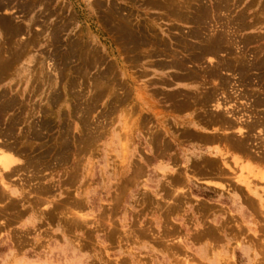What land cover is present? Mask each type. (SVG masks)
<instances>
[{
  "label": "rangeland",
  "instance_id": "rangeland-1",
  "mask_svg": "<svg viewBox=\"0 0 264 264\" xmlns=\"http://www.w3.org/2000/svg\"><path fill=\"white\" fill-rule=\"evenodd\" d=\"M263 60L264 0H0V151L18 168L0 176V264H264V207L238 181L264 203ZM217 126L220 156L202 142ZM199 171L243 213L188 193Z\"/></svg>",
  "mask_w": 264,
  "mask_h": 264
},
{
  "label": "bare ground",
  "instance_id": "bare-ground-1",
  "mask_svg": "<svg viewBox=\"0 0 264 264\" xmlns=\"http://www.w3.org/2000/svg\"><path fill=\"white\" fill-rule=\"evenodd\" d=\"M150 1V0H149ZM159 1V0H158ZM161 2V1H160ZM167 3V2H166ZM149 4H150V2H149ZM154 4H155V2H154ZM157 4V3H156ZM168 5V4H167ZM174 5H177V3L175 4L174 3ZM7 6V5H6ZM153 6V5H152ZM157 6H158V4H157ZM164 5H162L161 6V8L163 7ZM173 6V5H172ZM4 7V6H3ZM178 8V7H177ZM176 7H175V9H177ZM172 9V8H171ZM200 9V8H199ZM170 11V10H169ZM181 11V10H180ZM171 12V11H170ZM200 12V11H199ZM172 13V12H171ZM200 14V13H199ZM204 13H202V15H203ZM178 15V14H177ZM196 15H198V14H196ZM202 15H200V16H202ZM207 15V14H206ZM105 16H106V14H105ZM181 16V15H180ZM191 16V15H190ZM199 16V15H198ZM204 16V15H203ZM202 16V17H203ZM108 17V16H107ZM110 18V17H109ZM185 18H187V17H185ZM206 18V17H205ZM111 19V18H110ZM197 19V18H196ZM107 20V19H106ZM187 20V19H186ZM199 20V19H198ZM204 20L205 19H202V21L204 22ZM8 21H9V19H8ZM115 21V20H114ZM181 21V20H180ZM183 21H185V19L183 20ZM188 21V20H187ZM10 22V21H9ZM107 22V21H106ZM109 22V21H108ZM107 22V23H108ZM111 22V21H110ZM206 22V21H205ZM204 22V23H205ZM106 23V24H107ZM114 23V22H113ZM124 23V22H123ZM201 23V22H200ZM207 23V22H206ZM110 24V23H109ZM117 24V23H116ZM115 24V25H116ZM129 24V23H128ZM10 25V24H9ZM12 26H14V24H11ZM114 25V24H113ZM117 26V25H116ZM15 27V26H14ZM21 27V26H20ZM115 27V26H114ZM122 27V26H121ZM125 28V27H124ZM117 29V28H116ZM125 29H128L127 27L125 28ZM14 30V29H13ZM120 31V30H119ZM9 32V31H8ZM14 32H15V30H14ZM14 32H12V33H14ZM23 33H24V31H22ZM136 32V31H135ZM18 33V32H17ZM130 33H131V30H130ZM16 34V33H15ZM14 34V35H15ZM128 34V33H127ZM135 34V33H134ZM139 34V33H138ZM9 35H11V34H9ZM12 36V35H11ZM118 36H120V35H118ZM130 36V35H129ZM137 36V35H136ZM143 36H144V34H143ZM225 36V35H224ZM14 37V36H13ZM121 37L122 36H120V40H121ZM123 37H125V36H123ZM140 37V36H139ZM145 37V36H144ZM141 38V37H140ZM139 38V39H140ZM127 39V38H126ZM144 39V38H143ZM148 39V38H147ZM32 40V39H31ZM127 40H129V39H127ZM149 40V39H148ZM156 40V39H155ZM183 40V39H182ZM209 40V39H208ZM220 40V39H219ZM143 41V40H142ZM151 41V40H150ZM166 41V40H165ZM210 41V40H209ZM221 41V40H220ZM78 42H80V41H78ZM121 42V41H120ZM128 42V41H127ZM131 42V41H130ZM132 42H134V40L132 41ZM145 42V41H144ZM154 42V41H153ZM160 42V41H159ZM180 42V41H179ZM184 42V41H183ZM224 42V41H223ZM155 43V42H154ZM221 43V42H220ZM228 43H229V41H228ZM76 44H77V42H76ZM79 44V43H78ZM136 44V43H135ZM138 44H139V42H138ZM145 44V43H144ZM151 44V43H150ZM153 44V43H152ZM160 44V43H159ZM164 44V43H163ZM166 44V43H165ZM182 44V43H181ZM203 44H205V43H203ZM207 44V43H206ZM208 44H209V42H208ZM213 44V43H212ZM222 44V43H221ZM124 45V44H123ZM137 45V44H136ZM148 45V44H147ZM161 45V44H160ZM218 45V44H217ZM227 45H229V44H227ZM24 46V45H23ZM79 46V45H78ZM77 46V47H78ZM127 46H128V44H127ZM141 46H143V45H141ZM152 47H153V45H151ZM220 46V45H219ZM222 46V45H221ZM132 47H133V45H132ZM199 47V46H198ZM216 47H218V46H216ZM85 48H87L86 46H85ZM94 48V47H93ZM125 48V47H124ZM129 48V47H128ZM134 48V47H133ZM154 48H156V46H155V44H154ZM209 48V47H208ZM78 49V48H77ZM201 49V48H200ZM82 50V49H81ZM93 50V49H92ZM92 50H90V54H91V51ZM137 50V49H136ZM128 51V50H127ZM130 51V50H129ZM200 51V50H199ZM206 51V50H205ZM211 51V50H210ZM213 51V50H212ZM131 52V51H130ZM139 52V51H138ZM197 52V51H196ZM216 52H218L217 50H216ZM22 53V52H21ZM81 53H84V52H81ZM86 53V52H85ZM131 53H133V52H131ZM211 53H213V52H211ZM215 53V52H214ZM89 54V53H88ZM96 54V53H95ZM94 53H93V55H95ZM97 54H98V52H97ZM70 55V54H69ZM92 55V54H91ZM160 55V54H159ZM209 55V54H208ZM24 56V55H23ZM151 57H152V55H150ZM173 56V55H172ZM71 57V56H70ZM69 57V58H70ZM86 57H87V55H86ZM95 57H97L96 55H95ZM145 57V56H144ZM167 57V56H166ZM15 58V57H14ZM99 58V57H98ZM179 58V57H178ZM184 58V57H183ZM182 58V59H183ZM198 58V57H197ZM66 59V58H65ZM68 59V58H67ZM100 59V58H99ZM81 60V59H80ZM95 60V59H94ZM174 60V59H173ZM176 60V59H175ZM179 60V59H178ZM7 61H8V59H7ZM67 61V60H66ZM93 61V60H92ZM177 61V60H176ZM175 61V62H176ZM198 61V60H197ZM239 61V60H238ZM264 61V60H263ZM98 62V61H97ZM100 62V61H99ZM174 62V63H175ZM178 62V61H177ZM182 62V61H181ZM6 63V62H5ZM91 63V62H90ZM7 64V63H6ZM8 64H9V62H8ZM94 64V63H93ZM171 64V63H170ZM169 64V65H170ZM180 64V63H179ZM228 64V63H227ZM230 64V63H229ZM240 64V63H239ZM247 64V63H246ZM0 65H3L2 63L0 64ZM84 65V64H83ZM91 65V64H90ZM95 65H96V63H95ZM102 65V64H101ZM166 65V64H165ZM168 65V64H167ZM168 65V66H169ZM183 65V64H182ZM181 65V66H182ZM185 65V64H184ZM231 65H233L232 63H231ZM241 65V64H240ZM4 66V65H3ZM3 66H1V67H3ZM88 66V65H87ZM100 66V65H99ZM180 66V65H179ZM233 66H235V65H233ZM90 67V66H89ZM163 67V66H162ZM188 67V66H187ZM10 68V67H9ZM8 68V69H9ZM82 68V67H81ZM85 68V67H84ZM110 68H111V66H110ZM182 68V67H181ZM185 68V67H184ZM220 68V67H219ZM218 68V69H219ZM244 68V67H243ZM8 69H7V71H8ZM90 69V68H89ZM92 69V68H91ZM107 69H109V68H107ZM214 69V68H213ZM6 70V69H5ZM10 70H11V68H10ZM186 70V69H185ZM217 70V69H216ZM1 71V70H0ZM81 71V70H80ZM192 71V70H191ZM220 71V70H219ZM2 72V71H1ZM194 72H195V70H194ZM198 72V71H197ZM211 72V71H210ZM217 72V71H216ZM216 72H215V75H217L216 74ZM3 73V72H2ZM219 74V73H218ZM245 74V73H244ZM247 74V73H246ZM184 75V74H183ZM188 75H189V71H188ZM191 75V74H190ZM189 75V76H190ZM197 75V74H196ZM99 76V75H98ZM212 76V75H211ZM214 76V75H213ZM2 77V76H1ZM115 77V76H114ZM191 77V76H190ZM195 77H197V76H195ZM216 77V76H215ZM3 78V77H2ZM181 80V79H180ZM197 81V80H196ZM100 82H102V80L100 81ZM247 82V81H246ZM98 83H99V81H98ZM214 85H216V84H214ZM231 86V85H230ZM220 88V87H219ZM223 88V87H222ZM216 90V89H215ZM110 91V90H109ZM228 91V90H227ZM190 92V91H189ZM31 93V92H30ZM192 93V92H191ZM104 94V93H103ZM178 95H180V94H178ZM213 95V94H212ZM228 95V94H227ZM226 95V96H227ZM230 95V94H229ZM181 96V95H180ZM186 96V95H185ZM191 96H192V94H191ZM191 96H189V98L191 97ZM216 96V95H215ZM221 96H223V95H221ZM57 97V96H56ZM214 97V96H213ZM225 97V96H224ZM228 97V96H227ZM226 97V98H227ZM233 97V96H232ZM6 98V97H5ZM55 98V97H54ZM204 98H205V96H204ZM215 99V98H214ZM224 99V98H223ZM230 99V98H229ZM13 100H15V99H13ZM179 100V99H178ZM225 100V99H224ZM232 100H234L233 98H232ZM185 102H186V100H184ZM183 101V102H184ZM194 101V100H193ZM221 101V100H220ZM219 100H217V104H215L216 105V108H217V112H220V111H223V113L227 116V117H230V118H233L234 120H236L237 121V126L235 127V131L237 132V133H239L241 136H243V137H247V135L246 134H248L249 133V130L248 129H246L247 127L245 126V127H243V125L246 123V122H249L248 121V119H243V116H235V112H232L231 110H233V111H235V108H234V106L235 105H230V106H228V104L227 103H223V102H220ZM226 102H229L228 101V98H227V100H225ZM14 102V101H13ZM191 102V101H190ZM188 103V102H187ZM191 103H193V102H191ZM198 103V102H197ZM200 103H201V101H200ZM231 103V102H230ZM3 104V103H2ZM178 104V103H177ZM194 104V103H193ZM199 104V103H198ZM210 104V103H209ZM261 104V103H260ZM176 105V104H175ZM195 105H196V100H195ZM194 105V106H195ZM50 106V105H49ZM189 106V105H188ZM198 106V105H197ZM196 106V107H197ZM202 106V105H201ZM257 106V105H256ZM252 107V106H251ZM258 107V106H257ZM178 108V107H177ZM190 108V107H189ZM198 108V107H197ZM202 108H204V107H202ZM248 108V107H247ZM237 110H238V108H236ZM178 110H179V108H178ZM200 110V109H199ZM92 111V110H91ZM225 111V112H224ZM206 113H208V112H206ZM227 113V114H226ZM222 114V113H221ZM248 114V113H247ZM24 115V114H23ZM208 115V114H207ZM223 115V114H222ZM210 116H214L213 114L212 115H210ZM209 116V117H210ZM244 116H246L245 114H244ZM215 117V116H214ZM256 117V116H255ZM193 119V118H192ZM200 119V118H199ZM199 119H198V122H199ZM215 119V118H214ZM217 120H218V118H217ZM17 121V120H16ZM197 121V120H196ZM204 121V120H203ZM259 121H260V119H259ZM245 122V123H244ZM230 123V122H229ZM232 123H235L236 124V122H232ZM205 124V123H204ZM213 124V123H212ZM228 124V123H227ZM234 124V125H235ZM253 124V123H252ZM5 125V124H4ZM201 125V124H200ZM15 126V125H14ZM207 126V125H206ZM214 126H216V125H214ZM229 126H231V125H228L227 127H229ZM248 126H250L249 124H248ZM232 127H234V126H232ZM28 128V127H27ZM47 128V127H46ZM202 128H204V127H202ZM215 128V127H214ZM213 128V129H214ZM229 128H231V127H229ZM215 130V129H214ZM232 130V129H231ZM230 129H222V128H219L218 126H217V133L218 134H220L219 135V137L221 136L222 138H228L229 136V134H231L233 131H231ZM197 131V130H196ZM199 131V130H198ZM188 132H190V131H188ZM200 132H202V131H200ZM11 134V133H10ZM218 134H216V135H218ZM12 135V134H11ZM189 135V134H188ZM210 136H211V134H209ZM208 135V136H209ZM223 135H225V136H223ZM227 135V136H226ZM201 136H202V134H201ZM200 136V138H202ZM207 136V135H206ZM234 136V135H233ZM236 137V136H235ZM199 138V139H200ZM204 138V137H203ZM207 138V137H206ZM206 138H204L203 139V142H205L204 140L206 139ZM213 139H214V137H212ZM237 138V137H236ZM239 138V137H238ZM3 139V138H2ZM5 139H6V137H5ZM4 139V140H5ZM192 139V138H191ZM244 139V138H243ZM207 140V139H206ZM209 140V139H208ZM228 140V139H227ZM226 140V141H227ZM0 141H1V139H0ZM6 141H7V139H6ZM210 141V140H209ZM209 141H207V142H209ZM218 142H219V139L217 140ZM220 141H221V138H220ZM237 141H240V139L239 140H237ZM246 141V140H245ZM206 142V143H207ZM228 142V141H227ZM247 142H249V141H247ZM256 142V141H255ZM254 142V143H255ZM2 143H4V141L2 142ZM11 143V142H10ZM9 143V144H10ZM216 143V142H215ZM223 143H225V141L223 142ZM228 143H230V142H228ZM233 143V142H232ZM241 143H242V141H241ZM244 143V142H243ZM253 143V142H252ZM8 144V143H7ZM15 144V143H14ZM212 144V143H211ZM246 144V143H245ZM245 144H243V146L245 145ZM250 144V143H249ZM259 144V143H258ZM158 145V144H157ZM222 145H224V144H222ZM234 145L235 144H233V145H230L231 147L233 146L234 147ZM239 145V144H238ZM255 145V144H254ZM13 146V144L11 145V147ZM159 146V145H158ZM230 146H229V148H230ZM236 146V145H235ZM241 147V148H243L242 150L243 151H245L244 149H245V147ZM160 147V146H159ZM14 148V147H13ZM16 148V147H15ZM14 148V149H15ZM163 148V147H162ZM235 148V147H234ZM254 148V147H253ZM5 149V150H4ZM11 149V148H10ZM10 149H8V151H7V149L6 148H2V150H4V151H0V176H5V174H6V176L9 174V173H12V172H14V170L16 169H18V168H16V166H17V164H16V162H17V159L15 158V156L13 155V153H10V152H12V151H10L9 152V150ZM159 149V148H158ZM236 149V148H235ZM254 150V149H253ZM22 152H24L23 150H22ZM165 152V151H164ZM246 152V151H245ZM159 153V152H158ZM162 153V152H161ZM250 153V152H249ZM264 153V152H263ZM263 153H261V154H263ZM21 154V153H20ZM259 154V152H257V155ZM261 154L260 155H258V156H261ZM243 156H245V155H243ZM262 156H264V155H262ZM247 158H248V156H247ZM250 158H251V156H250ZM260 158V157H259ZM258 158V159H259ZM256 159V158H255ZM205 160V159H204ZM233 161V160H232ZM263 161V160H262ZM196 162H199V161H196ZM229 162H231V161H229ZM256 162H257V159H256ZM255 162V163H256ZM264 162V161H263ZM233 163H235V164H233V165H237V163H238V161L236 160V159H234V161H233ZM258 163V162H257ZM259 163H261V161H259ZM202 164H204V163H202ZM262 164V163H261ZM195 165V164H194ZM259 165V164H258ZM224 166L226 167V168H229V171L230 170H232V171H234V166H231L230 165V163H228V161L226 162L225 161V159H224ZM262 166V165H261ZM202 168L204 167L203 165L201 166ZM196 168V167H195ZM199 168V167H198ZM197 168V169H198ZM218 168V167H217ZM194 169V168H193ZM211 169H212V167H211ZM205 170V169H204ZM207 170V169H206ZM194 171V170H193ZM203 171V170H202ZM211 171V170H210ZM210 171H208V172H210ZM227 171V170H226ZM15 172H17V171H15ZM200 172V171H199ZM205 172V171H204ZM217 172V171H216ZM8 173V174H7ZM140 173V172H139ZM203 173V172H202ZM220 173V172H219ZM204 174V173H203ZM226 174V173H225ZM12 175V174H11ZM216 175V174H215ZM223 175V174H222ZM227 175V174H226ZM263 178H264V172H263ZM202 176V175H201ZM207 176V175H206ZM221 176V175H220ZM225 176V175H224ZM228 176V175H227ZM218 177V176H217ZM230 177V176H229ZM205 178V177H204ZM214 178V177H213ZM220 178H222V180H223V177H220ZM219 177H218V179H220ZM237 178V177H236ZM174 179V178H173ZM228 179V178H227ZM221 180V179H220ZM221 180V181H222ZM225 180V179H224ZM239 182H242V184H244V188H246V191H248V192H253V194L255 195V196H257V198L256 199H259V201H260V204L262 205V207H264V203H263V198L261 197V196H259V194L256 192V191H254L253 190V188H252V185H251V181H249V178H242V177H240V179L238 180ZM228 182V181H227ZM4 183V182H3ZM181 183V182H180ZM183 183H184V181H183ZM225 183V182H224ZM6 184V183H5ZM174 184V183H173ZM178 184V183H177ZM220 184V183H219ZM236 184V183H235ZM179 185V184H178ZM181 185H182V183H181ZM184 185V184H183ZM229 185V188H230V184H228ZM239 185V184H238ZM218 186H220V185H218ZM179 187V186H178ZM227 188V187H226ZM239 188V187H238ZM241 189V188H240ZM231 189H229V191H230ZM238 190V189H237ZM243 190H245V189H243ZM189 192V191H188ZM243 192V191H242ZM244 194H246V193H244ZM4 196H6V195H4ZM242 196V195H241ZM5 198V197H4ZM6 198H7V196H6ZM247 198V197H246ZM248 199V198H247ZM181 203V202H180ZM255 203V202H254ZM13 206H14V204H13ZM258 206V205H257ZM4 207V206H3ZM11 207H12V205H10V209H11ZM178 207H180V206H178ZM253 207V206H252ZM254 209H255V207H253ZM253 208H251V210L253 209ZM6 209H9L8 208V206H7V208ZM18 210V209H17ZM9 211H12V210H9ZM21 212H22V210H21ZM256 212H259V210L258 211H256ZM255 213V212H254ZM263 213V212H262ZM10 214V213H9ZM20 214V213H19ZM212 214V213H211ZM10 220V219H9Z\"/></svg>",
  "mask_w": 264,
  "mask_h": 264
},
{
  "label": "crops",
  "instance_id": "crops-1",
  "mask_svg": "<svg viewBox=\"0 0 264 264\" xmlns=\"http://www.w3.org/2000/svg\"><path fill=\"white\" fill-rule=\"evenodd\" d=\"M219 135L220 134H218L217 136H213L214 139L212 137L208 138L210 141L208 139L204 140L205 141L204 143L206 144L205 147L209 150V152H211L217 156H220V153H222V152H226V151H224V147L222 145L224 138H222L221 136L219 137ZM220 138H221V141H220ZM218 139H219V142L217 141ZM207 141H209V142H207ZM202 142H203V140H202ZM217 176L219 178L221 177L218 174L217 175L208 174V173L203 174V173L198 172L197 177L195 179H193V180L187 179V184L185 185L186 186L185 189H188V191H189L188 193H192V190L195 188H201L205 191H209V192L214 193L217 196V202H210V201L206 200L205 198H200V197H198V198L204 200L205 202H207L211 206H217V208H216L217 209L216 216L218 218L217 220H221L222 218L225 217V214L227 212H226V210H223V209L227 208L230 212L233 213L229 204H232L234 201H235V203L237 202L236 205L234 206V211L237 214L243 213V210L238 205L239 204L238 200H235V198L232 196V194L228 190V188H229L228 184H230V183L227 182L226 180H224V179L222 180V178H220L222 180L221 181L220 179H218ZM206 180H216L217 181V187L204 185L202 183V181H206ZM207 182H213V181H207ZM221 182H223V183L225 182L227 188L224 189V188H221V186H218L219 183H221ZM181 186H183V183ZM192 196H194V195H192ZM232 205H234V204H232ZM246 212H247V210H246Z\"/></svg>",
  "mask_w": 264,
  "mask_h": 264
}]
</instances>
